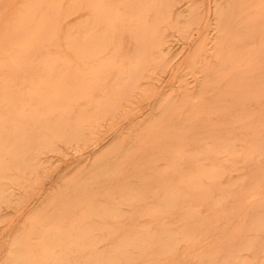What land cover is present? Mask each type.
Returning a JSON list of instances; mask_svg holds the SVG:
<instances>
[{
  "label": "rangeland",
  "instance_id": "1",
  "mask_svg": "<svg viewBox=\"0 0 264 264\" xmlns=\"http://www.w3.org/2000/svg\"><path fill=\"white\" fill-rule=\"evenodd\" d=\"M0 264H264V0H0Z\"/></svg>",
  "mask_w": 264,
  "mask_h": 264
},
{
  "label": "bare ground",
  "instance_id": "2",
  "mask_svg": "<svg viewBox=\"0 0 264 264\" xmlns=\"http://www.w3.org/2000/svg\"><path fill=\"white\" fill-rule=\"evenodd\" d=\"M73 54H74V53H73ZM53 76H54V75H53ZM33 88H34V87H33ZM29 105H30L29 107H31V103H30ZM29 107H28V108H29ZM31 108H32V107H31ZM33 108H34V107H33ZM33 108H32V109H33ZM33 111H34V110H33ZM25 113H26V112H25ZM29 114L31 115V113H29ZM31 116H32V115H31ZM31 116H30V117H31ZM32 117H35V114H34V116H32ZM32 117H31V118H32ZM8 118H9V117H8ZM27 118H28V117H27ZM10 122H11V120H10ZM21 122H22V121H21ZM10 131H11V130H10ZM40 134H42V133H40ZM44 135H45V134H44ZM6 154H7V153H6ZM13 161H14V160H13ZM16 163H17V162H16Z\"/></svg>",
  "mask_w": 264,
  "mask_h": 264
}]
</instances>
